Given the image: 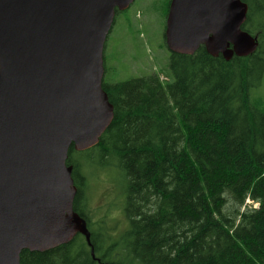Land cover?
Wrapping results in <instances>:
<instances>
[{"label": "trees", "instance_id": "obj_1", "mask_svg": "<svg viewBox=\"0 0 264 264\" xmlns=\"http://www.w3.org/2000/svg\"><path fill=\"white\" fill-rule=\"evenodd\" d=\"M242 1L243 30L259 43L249 56L170 52L166 70L117 83L105 62L114 120L95 147H71L67 161L93 250L78 234L23 251L21 264H264V105L252 97L264 77V0ZM81 153L122 173L128 226L116 238L93 221Z\"/></svg>", "mask_w": 264, "mask_h": 264}, {"label": "water", "instance_id": "obj_2", "mask_svg": "<svg viewBox=\"0 0 264 264\" xmlns=\"http://www.w3.org/2000/svg\"><path fill=\"white\" fill-rule=\"evenodd\" d=\"M135 0H0V264L82 234L70 148L95 147L114 120L103 88L105 46L117 11ZM242 0H171V53L204 46L226 60L259 46L243 30ZM93 250V247H92Z\"/></svg>", "mask_w": 264, "mask_h": 264}, {"label": "rangeland", "instance_id": "obj_3", "mask_svg": "<svg viewBox=\"0 0 264 264\" xmlns=\"http://www.w3.org/2000/svg\"><path fill=\"white\" fill-rule=\"evenodd\" d=\"M170 3L171 0H135L129 9L116 14L105 46L110 83L166 70L170 51L165 46V31ZM252 97L261 99L264 105V77L260 87L252 90ZM75 159L81 161L89 178L87 197L93 221L100 222L106 234L118 237L128 226L122 173L113 160L106 164L110 166L99 167L102 159L98 153L76 154Z\"/></svg>", "mask_w": 264, "mask_h": 264}]
</instances>
